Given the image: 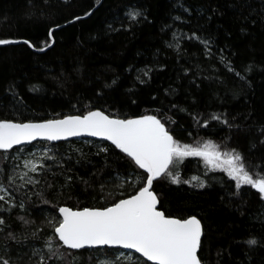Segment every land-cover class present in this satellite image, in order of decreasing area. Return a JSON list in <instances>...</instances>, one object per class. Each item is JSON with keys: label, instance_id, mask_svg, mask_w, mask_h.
<instances>
[{"label": "trees", "instance_id": "16d2710c", "mask_svg": "<svg viewBox=\"0 0 264 264\" xmlns=\"http://www.w3.org/2000/svg\"><path fill=\"white\" fill-rule=\"evenodd\" d=\"M131 8L143 15L130 25L126 12ZM88 11L92 15L85 17ZM77 15L84 18L69 23ZM176 16L185 22L175 21ZM53 28L55 43L45 52L24 44L0 45V120L42 122L89 109L118 118L157 115L182 144L211 141L221 151L243 153L253 172L255 166L264 167V145L259 143L264 138V0H0V39H27L38 48L51 42L48 31ZM176 31L212 41L217 58L206 59L195 40H183L179 51L169 47ZM220 49L245 80L218 63ZM249 65L252 71L245 72ZM33 85L39 90L31 91ZM195 113L207 128L193 120ZM212 114L225 115L240 129L211 120ZM35 144L57 153L56 166L45 165L37 176L41 183L25 190L8 185L5 175L19 148L0 151V175L15 203L24 202L23 210L0 211L7 225L0 232V256L12 264H34L33 248L45 249L49 237L58 241L44 220L46 210L56 215L60 206L103 208L136 190L122 197L109 194L115 176L143 175L105 142L107 154L96 147L98 141L84 140L21 148ZM179 171L182 181L193 176L200 181L173 185L160 179L154 190L166 214L196 215L202 221L204 264H264V200L259 194L247 186L237 192L225 173L208 170L198 157L187 158ZM201 181L205 187L195 186ZM0 207L8 205L0 202ZM8 232L16 241L7 238ZM249 238L258 245L249 247L244 243ZM117 251L74 252V264H96L97 256ZM69 261L73 256L65 264Z\"/></svg>", "mask_w": 264, "mask_h": 264}, {"label": "snow or ice", "instance_id": "6c2138e0", "mask_svg": "<svg viewBox=\"0 0 264 264\" xmlns=\"http://www.w3.org/2000/svg\"><path fill=\"white\" fill-rule=\"evenodd\" d=\"M184 11L189 12L187 8H184ZM215 11L213 9V12ZM91 15V11L85 13V17ZM142 15L136 9L126 12L130 25L138 23ZM83 18L77 15L75 20L69 23ZM174 20L185 22L180 16L174 17ZM55 30L53 28L48 31V40L51 42L46 41L45 46L42 47L37 48L27 39H0V45L24 44L35 51L45 52L55 43L53 35ZM173 38L177 41L178 51L179 40L186 38L189 41L195 40L202 46L206 59L217 58L213 42L201 38L195 32L191 35L181 33L180 36L173 33ZM168 46L172 47V44ZM223 52V49L219 50L218 63L224 66L226 72L239 77L240 80H245V77L235 69L233 63L223 55ZM250 71H252L251 65L245 68V72ZM143 75L147 76L148 72L145 71ZM112 83L115 84L116 81L113 80ZM9 90H13L12 86H9ZM30 90L38 91L39 88L33 85ZM171 107L181 112L185 111L176 104H172ZM200 115V113H195L192 118L197 124H202L207 128L209 126L207 121H202ZM168 119L171 123H175L170 117ZM210 119L229 129H240L239 125L230 122L225 115L212 114ZM260 134L264 137V126H261ZM85 135L109 141L136 168L142 170L143 175L139 179V187L127 198H121L103 208L85 207L82 210H73L70 207H59L60 218L52 217L48 221L58 241L54 242L53 238L49 237L45 241V249H33L32 255L37 258L36 264H65L69 256H73V261H69L68 264H74L76 259L74 252L92 249L133 250L134 253L144 258L142 264H204L200 255L204 237L202 221L196 215L184 217L166 214L160 207V197L154 190V182L160 179H168L173 185L200 181L198 176H193L191 181L181 180L179 169L189 157L202 159L210 171L225 173L234 182L237 192L247 186L255 190L259 198L264 200V167L255 166L258 170L253 172L243 153L235 148L221 151L220 146L211 141L203 144L198 142L196 145L182 144L174 138L157 115L145 114L138 118H114L105 114L104 111L89 109L86 114L66 115L63 118L47 119L43 122L0 120V151L9 153L16 146H27L38 140L54 142ZM259 143L264 145V138H261ZM18 151H23V149L19 148ZM108 151L107 147L100 148V152L105 154ZM45 158L56 159L55 156L47 155V152L40 157L41 160ZM15 167L18 168L19 165ZM23 168L25 171L16 176L6 177L8 185L15 184L17 178L24 181V184L33 186L41 183L39 179L29 176V173L39 175L41 170L45 169L43 163L38 164L33 160H25ZM3 171L0 168V172ZM24 184L18 185L17 188H22ZM195 186L203 188L206 185L201 181ZM0 193H5L0 194V202L8 205L7 208L0 207V211L10 212L15 207L23 210V200L17 205L2 181H0ZM37 195L42 194L37 193ZM44 202L48 203L47 200ZM19 219L24 221V217H19ZM24 222L28 223V221ZM5 227H7L6 220L0 218V232H3ZM32 235L35 237L37 234L33 232ZM6 236L12 241L17 239L12 232H8ZM244 243L252 247L258 245L259 242L255 238H249ZM62 249L68 251H62ZM7 251L9 250L5 245V252ZM0 264H12V261L5 256H0ZM98 264H124V261L117 253L116 259L99 260ZM128 264H134V262L129 259Z\"/></svg>", "mask_w": 264, "mask_h": 264}, {"label": "rangeland", "instance_id": "374dc122", "mask_svg": "<svg viewBox=\"0 0 264 264\" xmlns=\"http://www.w3.org/2000/svg\"><path fill=\"white\" fill-rule=\"evenodd\" d=\"M131 9H134V8H131ZM174 33H176L177 36H180L182 32L176 31ZM183 40H188V39H186V38L180 39L179 40V46H180V44H181V42ZM169 44H172V47L176 48L177 41L174 40L173 34H172L171 40L169 41ZM84 141L86 143H89V142L91 143L92 142V140H84ZM102 143L103 142H98V144H96V147L98 149L104 147L102 145ZM46 152H47V155H52V156L57 157L56 156L57 153L54 150H52L50 147L45 146V145L35 144L31 149H28V150L23 149V151H15L12 154V158H13L12 160L13 161L10 162L9 167L7 168V171H5L6 174H5V172H4V174L6 176H8V175L16 176L18 173L25 171V169L23 168V163H24L25 160H33V161H35L38 164L39 163H43L44 165H51V167L52 166L53 167L56 166V165H54V163H55L54 160H49V159H46V158L45 159H42V160L40 159V157H43ZM33 153L35 155H33ZM17 164L19 165L18 168L15 167ZM14 168H15V171H13ZM40 173H42V170H41ZM29 176H32L33 179H38L37 178L38 175L33 174V173H29ZM140 178H141L140 174H132L129 177L115 176V178L110 182V185L112 183L113 184L111 185V187H109V191L110 192L109 191L108 192H109V194H113L114 193V194H116L119 197L125 196L126 195L125 193H126L127 190L133 191L134 189L137 188V186L139 184V179ZM0 181L3 182L4 186H6L5 185V180L3 179V177L1 175H0ZM21 184H24V181H22V180H20V179L17 178L15 180V184H13V185L18 186V185H21ZM29 185H31V184H24V186L21 189H24L25 190V189H27V187ZM7 192L8 193H11L12 197L15 198L14 195L12 194V192L9 190L8 187H7ZM0 194H5V193H0ZM106 206H110V205H106ZM44 215H45L44 216V220L48 224V226H49L48 221L52 217H55L56 219H59L60 218L59 215H58V213L55 215L53 213V211H51V210H46ZM51 234H53V233H51ZM33 249L31 250V257H30V259L32 261L34 259L35 260L37 259L36 257H34L32 255ZM35 249H38V248H35ZM117 253H119L121 255V257H122V259L124 261V264H128L129 259L131 261H133L134 264H142V262L144 260L142 257H140L139 255H137L135 253L127 252V251H123V250H119V251L115 252V254L113 256L112 255H105V254H102V255L97 256V258H96L97 259L96 264H98L99 260H103V259L114 260V259H116V254ZM33 262H34V264L36 263V261H33Z\"/></svg>", "mask_w": 264, "mask_h": 264}, {"label": "water", "instance_id": "95a60500", "mask_svg": "<svg viewBox=\"0 0 264 264\" xmlns=\"http://www.w3.org/2000/svg\"><path fill=\"white\" fill-rule=\"evenodd\" d=\"M106 114V113H105ZM114 118H116V117H114ZM43 122V121H42ZM74 140H92V141H99V142H105V143H108L109 145H111V143L109 142V141H104V140H101L100 138H98V137H90V136H79V137H70L69 139H67V140H62V141H54V142H48V143H50V144H57V143H61V142H69V141H74ZM36 142H47V141H40V140H38V141H33L32 142V144L33 143H36ZM31 145V144H30ZM28 146V145H27ZM112 147H114L115 148V146H113V145H111ZM20 147H24L23 145L22 146H16V147H14L13 149H16V148H20ZM60 207H62V206H60ZM63 207H69V206H63ZM70 208H72V207H70ZM73 210H77V209H74V208H72ZM80 210H82V209H80ZM58 215H59V213H58ZM93 250V249H92ZM120 250H123V251H127V252H132V253H134V251L133 250H126V249H120ZM80 251H82V250H80ZM135 254H137V255H139L138 253H135ZM140 256V255H139ZM141 257V256H140ZM143 258V257H142ZM144 259V258H143Z\"/></svg>", "mask_w": 264, "mask_h": 264}]
</instances>
